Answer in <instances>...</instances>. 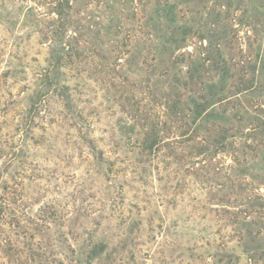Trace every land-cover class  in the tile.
Listing matches in <instances>:
<instances>
[{"label": "trees", "instance_id": "trees-1", "mask_svg": "<svg viewBox=\"0 0 264 264\" xmlns=\"http://www.w3.org/2000/svg\"><path fill=\"white\" fill-rule=\"evenodd\" d=\"M32 1H43L51 9L50 14L41 15L25 4L0 10V23L5 25L1 44L8 49V59L1 73L6 83V95H0V113L5 117L0 121L1 210L8 209V204L3 202H8L6 193L11 195L15 192L10 191L13 185H22L24 179L32 181L30 175L26 176L28 173L35 172L37 185L38 180L45 183H56L60 178L77 180L76 171L81 168L89 181L100 179L107 188L119 192L134 184L139 188H154V185H162L169 175L170 163L166 161L171 158L181 160L174 157L171 146L187 148L190 143H196L198 154L206 157L242 143L240 139L243 136L236 138V135H230L226 126L220 128L217 138L213 139L212 131L200 143L195 139L200 138L199 132L205 130L204 126H213L216 121L229 122L226 116L228 110L238 111V107L227 102L224 96L225 83L230 77L221 56L219 40L227 37L228 32L220 25L217 29H208L205 24L209 21L216 25L221 23L220 13L208 10L204 18H199L196 29L177 28L173 13L178 0H152L153 9L147 14L142 13L145 19L143 17L141 23H134L135 0ZM89 6L94 9H89ZM19 18L21 23L16 27ZM126 20L130 21V29L124 24ZM146 27L163 41L159 55L168 58L165 73L159 75L163 79L158 78L154 82L141 80L139 84L126 78L123 81L132 88L130 95L124 92L115 99V96L104 93L99 103L91 99L87 83L102 77L103 84L109 75L114 80L116 75H121L119 62L122 61L129 70L132 66L139 69L135 62L140 54L133 55L130 41L138 36H147L144 32ZM164 31L168 34L161 38L160 33ZM187 35H196L205 42V46H199L202 53L197 57L189 54L173 56L176 50L181 49ZM144 48L145 45L141 51ZM40 55L41 60L38 58ZM160 61L163 63L162 59ZM183 61L188 64V69L181 83ZM155 67L152 65L149 68L154 70ZM169 70L171 72L167 74ZM210 72L220 75H207ZM238 83L237 94L257 89L253 79L240 78ZM109 85L111 89L116 87L114 83ZM138 87L142 89L139 90L140 98L136 96ZM180 87L186 91V96L179 92ZM13 88L16 89L12 93ZM91 93L95 95L96 92ZM120 100L122 113H127L130 119L123 114L110 119L113 107ZM158 101H164L162 117L165 120L150 123V111L157 108ZM230 104L233 106L230 107ZM254 112L251 116H247L246 111H243L244 116H232L234 122L245 120L251 125L246 136L264 134V112ZM9 113L13 114L12 118ZM168 122L180 130L176 136L178 141L163 139ZM251 146L243 142L242 152L246 149L255 151L256 147ZM47 161L52 165H47ZM237 163V175L247 176L252 167L240 168ZM69 169L72 174L67 177ZM183 185L179 176L176 186ZM251 202L257 214L245 225L248 235L250 226L264 228V199L256 195ZM50 216L54 223L58 221L54 211ZM58 234L53 245L60 246L63 240ZM45 242L44 247L35 242V264H62L58 259L47 257L44 250L52 241L46 239ZM213 248L215 254L225 251L219 245ZM100 251L94 247L86 259ZM192 251L188 249V252ZM81 258L85 257L79 252L71 264H80Z\"/></svg>", "mask_w": 264, "mask_h": 264}, {"label": "rangeland", "instance_id": "rangeland-1", "mask_svg": "<svg viewBox=\"0 0 264 264\" xmlns=\"http://www.w3.org/2000/svg\"><path fill=\"white\" fill-rule=\"evenodd\" d=\"M178 1L173 13L177 28L196 29L199 18H204L208 10L220 13L221 23L216 25L209 21L205 24L208 29H217L220 25L228 32L227 37L219 40L221 56L230 77L225 83L224 96L227 102L238 107V111L226 112L228 124L216 121L213 126H204L206 128L199 132L200 138L196 137V142L200 143L212 131L213 139L217 138L220 128L226 126L230 135H236V138L242 135L240 141L255 146L256 150L242 152L240 143L237 147L219 150L205 157L198 154L196 143H190L187 148L173 145L174 157L181 160L171 158L166 161L170 163L169 175L162 185L144 189L134 184L131 188L124 187L122 192L107 188L100 179L89 181L81 168L76 171L77 180L60 178L56 183L38 180L37 185L35 172L28 173L26 176L30 175L32 181L24 179L22 185H13L10 191L14 190L15 194L6 193L8 202H3L8 204V209H0V264H35V242L44 247L46 239L52 241L44 250L47 257L58 259L62 264H71L79 252L85 257L81 258L80 264H264V228L253 225L249 227L250 235L245 232L246 223L254 220L257 214L256 209L251 207L252 198L257 195L264 199V134L246 136L251 125L245 120L234 122L232 118L233 114L244 116L243 111L247 112V116L258 110L264 112V0H230V6L228 0ZM20 4L32 7L41 15L50 14L51 9L43 1L32 0H0V10ZM152 5V0H135L134 23H141L145 14L153 9ZM129 22L126 20L124 24L130 29ZM20 23L21 18L16 27ZM3 29L5 25L0 23V95H6V83L1 73L8 59V49L1 44ZM144 32L147 36H138L130 41L133 55L140 54L135 62L139 69L132 66L129 70L122 61L119 62L121 75H116L114 80L109 75L103 84L102 77L87 83L90 91L96 92L94 97L89 93L91 99L99 103L104 93L115 96V99L124 92L130 95L132 88L123 81L126 78L139 84L141 80L154 82L158 78L163 79L159 75L165 73L168 60L159 55L163 41L147 27ZM167 34L168 31L161 32L160 37ZM200 41L196 35H187L181 49L176 50L173 56H199L202 53L199 46H205V42ZM143 45L145 48L141 51ZM33 51L36 52V47ZM41 57H38L39 60ZM152 65H156L154 70L149 68ZM187 69L188 64L183 61L181 83ZM207 75L220 74L210 72ZM240 78L253 79L256 91L237 94ZM165 81L163 84L167 86ZM110 83L116 87L111 89ZM140 87L136 90L139 98V90L143 89ZM15 89H11L12 93ZM178 90L184 94L183 97L187 95L181 87ZM163 102L158 101L157 108L150 111V123L165 120L162 117ZM119 103L122 101L113 107L110 119L123 114ZM123 115L130 119L127 113ZM8 116L12 118L13 114ZM1 120L5 117L0 113ZM166 126L168 129L162 134L163 139L178 141L176 136L180 130L177 126L170 122ZM237 162L240 168L252 167L247 176L237 175ZM46 164L52 165L48 161ZM66 172L70 177L72 171L69 169ZM178 175L184 183L182 187L176 186ZM52 211L56 213V223L50 216ZM57 234L63 240L60 246L53 245ZM214 245L225 251L215 254ZM94 247L101 251L87 260ZM188 249L193 251L188 252Z\"/></svg>", "mask_w": 264, "mask_h": 264}]
</instances>
